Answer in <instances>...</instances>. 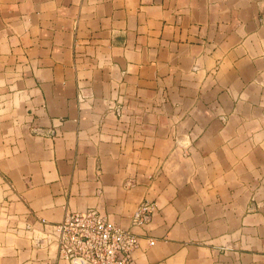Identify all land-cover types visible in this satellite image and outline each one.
<instances>
[{
  "label": "crops",
  "instance_id": "0c3cea01",
  "mask_svg": "<svg viewBox=\"0 0 264 264\" xmlns=\"http://www.w3.org/2000/svg\"><path fill=\"white\" fill-rule=\"evenodd\" d=\"M144 201L131 264H264V0H0V264Z\"/></svg>",
  "mask_w": 264,
  "mask_h": 264
},
{
  "label": "built area",
  "instance_id": "2783aa9c",
  "mask_svg": "<svg viewBox=\"0 0 264 264\" xmlns=\"http://www.w3.org/2000/svg\"><path fill=\"white\" fill-rule=\"evenodd\" d=\"M153 209V202L138 204L130 217V227H121L95 210L71 212L52 225L48 238L72 264L75 259L82 264H131L139 241L133 227L145 223Z\"/></svg>",
  "mask_w": 264,
  "mask_h": 264
},
{
  "label": "water",
  "instance_id": "95a60500",
  "mask_svg": "<svg viewBox=\"0 0 264 264\" xmlns=\"http://www.w3.org/2000/svg\"><path fill=\"white\" fill-rule=\"evenodd\" d=\"M73 264H82V261L79 260V259H75V260L73 261Z\"/></svg>",
  "mask_w": 264,
  "mask_h": 264
}]
</instances>
